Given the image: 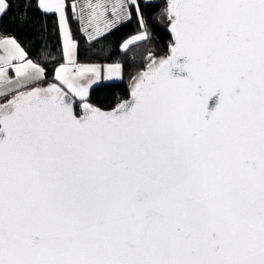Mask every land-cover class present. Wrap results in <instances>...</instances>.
<instances>
[{"label": "snow or ice", "instance_id": "snow-or-ice-1", "mask_svg": "<svg viewBox=\"0 0 264 264\" xmlns=\"http://www.w3.org/2000/svg\"><path fill=\"white\" fill-rule=\"evenodd\" d=\"M108 3L35 0L63 38L46 87L0 37V264H264V0H167V54L105 110L88 100L100 67L70 71L68 9L89 39L140 16Z\"/></svg>", "mask_w": 264, "mask_h": 264}, {"label": "trees", "instance_id": "trees-1", "mask_svg": "<svg viewBox=\"0 0 264 264\" xmlns=\"http://www.w3.org/2000/svg\"><path fill=\"white\" fill-rule=\"evenodd\" d=\"M12 7L0 17V33L16 37L30 57L46 66L47 80L53 79L54 69L63 61L62 41L55 15H45L34 6L27 7L29 0H10ZM140 16L135 7L131 8V19L113 27L97 42L89 43L83 36L79 38L78 58L80 61L120 62L124 79L100 82L92 86L88 100L101 108H113L120 100L128 97L130 72L145 67L149 62V47L156 46L166 55L172 36L158 15L166 8L167 0H138ZM143 18L145 27L139 20ZM146 29L148 39L131 45L127 50L120 47L129 36ZM82 33V32H81ZM147 63L144 65V62ZM130 77V78H129ZM53 81V80H51ZM47 81V82H51Z\"/></svg>", "mask_w": 264, "mask_h": 264}, {"label": "crops", "instance_id": "crops-1", "mask_svg": "<svg viewBox=\"0 0 264 264\" xmlns=\"http://www.w3.org/2000/svg\"><path fill=\"white\" fill-rule=\"evenodd\" d=\"M145 1H151V0H145ZM68 2L69 3H72L73 2V0H68ZM75 2L77 3V4H80V3H83V0H75ZM113 2H114V0H109V3L107 4V12L105 13V16H106V18L107 19H109V20H112V19H115V17L113 16V13H112V11H111V8H112V4H113ZM138 4H139V2H138ZM79 15V8H77V10H76V13H73L72 12V10H71V8H69L68 9V20H69V29H70V31H71V34H72V39L76 42V44H77V48H76V50H75V61H76V63H75V65H69V68H70V71L72 72V73H75L76 72V70H77V67L79 66V65H85V66H93V65H97V66H99L100 67V78L97 80V82L95 83V84H98V83H100V82H103L105 79H106V77H107V75H109L110 73H109V71H108V69H107V65H115V64H117V61L116 62H99V61H80L79 60V58H78V50H79V38H80V36H83V37H85L86 39H87V41L89 42V43H92V42H97V41H99L101 38H102V36H104L105 34H107V33H109V31L112 29H107V28H104V21L103 20H101L100 21V27L103 29V35H100V36H97L95 39H89V35H88V33H86V32H84V31H82L81 30V23H80V21L76 18V16H78ZM86 15H87V12H86ZM127 19H121V21L120 22H118L117 24H116V26L117 25H119V24H121V23H123L124 21H126ZM144 27H145V22H144ZM60 30V29H59ZM146 29L144 28L143 30H141V31H139V32H137V33H135V34H133V35H131V36H129L128 38H126L123 42H122V44L124 43V42H126L127 40H129L131 37H133V36H135V35H137V34H140L142 31H145ZM89 32H92L93 31V29L92 28H89V30H88ZM82 32V33H81ZM60 36H61V41H62V52H63V38H62V34H61V32H60ZM0 37H10V38H15L17 41H18V43H20V41L16 38V37H14V36H10V35H4V34H2V33H0ZM140 42V41H139ZM136 43H138V42H136ZM121 44V45H122ZM135 44V43H134ZM20 45L24 48V46L20 43ZM131 46V45H130ZM121 47V46H120ZM24 50L27 52V50L24 48ZM28 53V52H27ZM0 54H2V51H0ZM28 58L29 59H32L34 62H37L36 60H34L32 57H30L29 56V54H28ZM37 63H39V62H37ZM62 63H65V60L63 59V61L60 63V64H62ZM120 63V62H119ZM40 64V63H39ZM60 64H58L57 65V67L60 65ZM122 65V64H121ZM41 66H43L42 64H41ZM122 70H123V68H122ZM8 75H9V77H13L14 78V76H15V74H14V71H12V70H9V72H8ZM86 75L87 76H91L92 74L91 73H86ZM51 80H53V79H51ZM51 80H47V81H51ZM47 81L46 82H43L44 84L45 83H47ZM111 82V81H110ZM95 84H93L92 86H94ZM92 88V87H91ZM90 88V89H91ZM90 89H89V92H90ZM77 100H78V98H76Z\"/></svg>", "mask_w": 264, "mask_h": 264}, {"label": "rangeland", "instance_id": "rangeland-1", "mask_svg": "<svg viewBox=\"0 0 264 264\" xmlns=\"http://www.w3.org/2000/svg\"><path fill=\"white\" fill-rule=\"evenodd\" d=\"M158 19L159 21L164 24V25H168L169 21H168V17H167V14H166V8L158 15ZM149 51L155 56V57H158L160 55H163L161 54V52L159 50H157L156 46H151L149 47ZM149 61V60H148ZM150 62V61H149ZM147 63V61L144 62V65ZM117 64H120L119 62H117ZM143 68V67H142ZM139 70H141V68L137 69H133L131 72H130V77H132L135 73H137ZM111 75V79H105L103 82H110V81H120V80H123L124 79V73H123V70H122V65H121V70H120V73L119 74H109ZM107 75V77L109 76ZM129 77V78H130ZM131 79V78H130ZM130 79L128 82H130Z\"/></svg>", "mask_w": 264, "mask_h": 264}, {"label": "water", "instance_id": "water-1", "mask_svg": "<svg viewBox=\"0 0 264 264\" xmlns=\"http://www.w3.org/2000/svg\"><path fill=\"white\" fill-rule=\"evenodd\" d=\"M168 25H169V23H168ZM168 25H167V29H168V31L170 32V30H169V27H168ZM171 34V33H170ZM161 56H164V55H160V56H158V57H156V58H159V57H161ZM149 63V62H148ZM147 63V64H148ZM146 64V65H147ZM146 65H145V67H146ZM145 67H143L141 70H139L137 73H135L132 77H131V79H130V82L128 83V90H129V95H128V97H126V98H124V99H122V100H120L118 103H120L121 101H124V100H128V99H130L131 97H130V91H131V86H132V83H133V77H135L139 72H141V71H143L144 69H145ZM51 82H53V81H51ZM47 83H50V82H47ZM47 83H42L40 86H47ZM90 102V101H89ZM91 103V102H90ZM117 103V104H118ZM95 105V104H94ZM97 106V105H96ZM116 106V105H115ZM114 106V107H115ZM99 107V106H98ZM102 109H104V108H102ZM111 109V108H110ZM110 109H105V110H110Z\"/></svg>", "mask_w": 264, "mask_h": 264}]
</instances>
